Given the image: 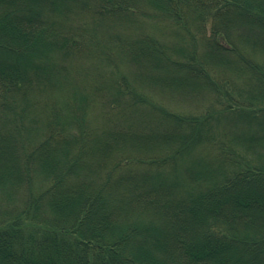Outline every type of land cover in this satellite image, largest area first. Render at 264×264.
<instances>
[{"label":"trees","instance_id":"trees-1","mask_svg":"<svg viewBox=\"0 0 264 264\" xmlns=\"http://www.w3.org/2000/svg\"><path fill=\"white\" fill-rule=\"evenodd\" d=\"M0 264H264V0H0Z\"/></svg>","mask_w":264,"mask_h":264},{"label":"rangeland","instance_id":"rangeland-1","mask_svg":"<svg viewBox=\"0 0 264 264\" xmlns=\"http://www.w3.org/2000/svg\"><path fill=\"white\" fill-rule=\"evenodd\" d=\"M12 114V113H11ZM37 128V127H36ZM27 135V134H26Z\"/></svg>","mask_w":264,"mask_h":264}]
</instances>
